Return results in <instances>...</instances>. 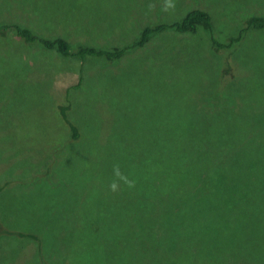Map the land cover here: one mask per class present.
Here are the masks:
<instances>
[{
    "label": "rangeland",
    "instance_id": "374dc122",
    "mask_svg": "<svg viewBox=\"0 0 264 264\" xmlns=\"http://www.w3.org/2000/svg\"><path fill=\"white\" fill-rule=\"evenodd\" d=\"M172 2L174 9L167 8L168 0H0V26L31 25L43 29L44 36L66 31L71 47L109 42L120 48L137 35L126 32L133 20L145 26L172 23L200 9L212 17L214 36L224 41L250 17H264V0ZM197 32L195 41L185 34H159L117 65L102 59L81 63L26 45L11 31L0 35V264H194L195 249L201 246L193 241L202 239V229L209 230L215 217L209 216L207 188L198 172L211 163L203 150L170 155L163 144L158 154L163 161L152 170L145 163L138 167L150 179L179 182L182 190L176 195L166 186L163 196V190H150L147 182L128 174L114 176L100 161L111 153L143 152L152 134L159 133L162 118H185L192 105L197 113L203 109L193 132L217 130L210 127L213 123L226 129L213 137L234 138L240 126L237 130L247 133L248 142L256 140L253 124L244 123L253 118L247 116L249 110L226 112V103L236 107L240 99L225 102L222 92L230 97L234 84H252L264 100V31L249 30L242 44L221 53L207 31ZM177 38L184 39L180 47H188L184 53H179ZM60 106H70L71 119L84 132L76 145H67ZM260 112L264 117V106ZM166 124L173 127L171 121ZM111 126L114 133L105 139ZM63 139L62 145L54 142ZM263 151L264 141L255 157ZM49 158L58 164H39ZM251 169L252 174H241L242 182L233 184L234 201L241 200L253 215L249 229L238 240V226L229 251L213 250L211 244L201 264H264V165ZM234 170L247 171L227 158L211 168L207 180L219 188L235 179ZM56 179L57 197L50 183ZM113 183L117 191L111 190ZM175 216L180 223L171 225V219L179 221Z\"/></svg>",
    "mask_w": 264,
    "mask_h": 264
},
{
    "label": "trees",
    "instance_id": "16d2710c",
    "mask_svg": "<svg viewBox=\"0 0 264 264\" xmlns=\"http://www.w3.org/2000/svg\"><path fill=\"white\" fill-rule=\"evenodd\" d=\"M38 24L39 23L37 21V26ZM39 27H41L40 24ZM199 28L208 32L210 40L213 46H215L214 50L221 53L220 50L233 49L236 46L242 44L245 40V35L249 30L262 33L264 31V17H250L247 19L244 28L239 30L236 35H230L224 41L218 40L214 36L212 17L208 12L200 9H192L187 11L180 19H178V21L172 23L158 22L145 26L138 25V23L133 20L129 22V27L126 32H135L137 35L132 36L131 41L133 42L131 44L129 43L126 46L120 48H118V46H122L121 44H110L109 42H104L102 47H99L97 44L92 46L80 45L79 47H71V44L68 40V32L61 31L59 34H57V31L54 30L52 31L53 34L44 36L42 33H40V31L43 29L38 30L31 25H1L0 35H5L11 31L12 33H15L18 39H20L21 42L26 45L35 44L45 48L50 52L54 51L58 53V55L62 58L68 57L77 59L81 63L89 62L90 60L94 61L96 59H102L117 65L119 62H121V60L128 57V54L134 53L137 50L145 49L146 45H148V42L159 34L165 32H172L177 35L185 34L187 39L191 38V40L195 41ZM47 32H49V30H47ZM183 40V38H177V42L179 41L178 49H181L179 53H184L185 49L188 48L184 43V48L180 47ZM160 41H162V39H160ZM127 60L129 61V59ZM215 66L216 65H214L213 69L217 70ZM251 76H254L253 72L250 73L249 78ZM162 82L164 83V81ZM177 85L181 87L182 83H177ZM164 86H167L166 83ZM78 88L79 85L73 87L74 90ZM257 90L258 87L252 84H247L246 86L245 84L243 86L241 84H234L232 96L229 97L226 92H222L225 102L228 99H233V96L240 99V104H238L236 107L230 108L226 103V112H229L230 109L235 108H239L240 110H249L247 112V116L253 118L245 120L244 123L246 126H250V123L253 124L252 128L254 130V134L251 136H253L256 140L248 142L249 138L247 133L242 134L237 130V128L240 126L236 128L234 138L213 137L212 135L214 134L221 136L222 134L224 135V133H226V129H223V127L217 126L213 123L209 124L210 127H218L217 130L211 131L208 134H198L193 132V128L196 126L199 115L203 113V109L200 108L199 113H197V111L194 110L195 106L192 105V109L189 110L190 113L185 118H182L176 114H171L162 118L160 122L162 124L157 129L159 130V133L152 134V138L148 139L146 143V149L143 152L133 156H124L118 153H111L107 155L102 161H100V165L103 168L108 169V171L114 176L119 173L128 174L129 176L141 178L143 181L147 182V186L150 190H163V196L166 192V186L169 187L170 190L173 189L175 193L174 195H176L182 190L181 186H177L179 182H173L171 178H167V183L164 181L159 182L157 179H150L147 172L145 170H140L138 167L145 163L147 170H152L156 166V162L163 161L162 157L158 155L161 151L160 146L163 144L167 146V148L164 150H166L170 155H174L177 151L181 150L185 156L187 152L199 147L203 150L204 158H209L211 163L207 164L209 167L207 170L198 169V172L200 178L205 182L207 188L209 205L211 206L209 216L215 217L212 219L209 230L202 229L199 235L203 236L202 239L199 237L196 239V241H193L195 247L196 245L201 246L196 247L195 249L194 264H196L195 259H197L198 264H201V260L206 257L203 251L211 249V244H215L212 246L213 250L222 249L224 251H229L231 244L237 235L238 226L240 225L238 232V240H240L243 238L241 231L244 232L249 229L248 223L250 222L251 217L253 218L251 213L245 211L241 200L240 202L237 200L236 202L234 201V197H237V190L235 187L233 188V184L236 182H242L239 179L241 178V174L245 175V177L249 176V174H252L253 171L251 168L253 165H264V157L262 160H259L260 157L264 156V151L262 156L259 155L258 157H255V153L258 152V148H260L261 143L264 141V117L262 114L261 116L257 115L258 113H261L260 106H264V100L258 98ZM194 92L195 91H192V93ZM260 95H264V93L260 92ZM181 102L182 101H179L177 106H180ZM70 109V106H60L58 108L60 117L62 118L67 131L65 135L68 142L67 145H76L84 138V132L82 131L77 120L74 118L71 119L68 113ZM252 109H256L257 112H255L252 116H249V113ZM218 111H223V108L219 109ZM216 116H218L217 113ZM221 116H225V119L228 118L227 115ZM166 121H171L173 123V127H169L166 124ZM175 126L179 127L180 131H175ZM110 129L111 131L104 135L105 139L109 138L114 133L112 126ZM176 139L179 141L175 142ZM54 142L62 145L65 141L63 139L62 142L58 140ZM227 158L235 160L238 167H244V170L247 169V171L236 172L237 170H234V172H236L235 179L222 183L219 188L213 187L207 180L211 168L217 164H223ZM51 159L52 158H49L48 161L39 164H58L55 159ZM252 178L254 179V176H252ZM50 183L54 184L55 187L52 189V193L57 197L59 194L58 189L60 188L59 182L56 179V182ZM262 188L264 189V182L262 183ZM175 218H177L179 221L175 222L173 219H171V225H178L180 223V218L178 216H175ZM4 231L5 234L10 233L7 230ZM26 237L35 241L38 238V236L34 234H28ZM235 257L237 260L238 256L236 255V249Z\"/></svg>",
    "mask_w": 264,
    "mask_h": 264
},
{
    "label": "clouds",
    "instance_id": "9594fccd",
    "mask_svg": "<svg viewBox=\"0 0 264 264\" xmlns=\"http://www.w3.org/2000/svg\"><path fill=\"white\" fill-rule=\"evenodd\" d=\"M167 8H170V9H174L175 8V4L172 2V0H168ZM129 186L131 187L133 185L129 184ZM110 187H111L112 191H117L118 190V185L116 183H113Z\"/></svg>",
    "mask_w": 264,
    "mask_h": 264
}]
</instances>
